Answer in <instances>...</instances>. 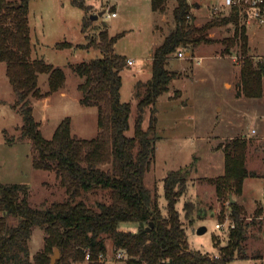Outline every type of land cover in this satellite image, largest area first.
<instances>
[{
	"label": "trees",
	"instance_id": "trees-1",
	"mask_svg": "<svg viewBox=\"0 0 264 264\" xmlns=\"http://www.w3.org/2000/svg\"><path fill=\"white\" fill-rule=\"evenodd\" d=\"M29 0L11 3L0 0V62L6 64V74L15 94L13 107L23 119L19 127L20 140L31 143L32 166L35 170L54 172L64 187L68 200L53 202L45 208L32 207L28 200L26 184L0 182V264H50V256L59 249L60 262H82L89 253L88 264H103L99 256L106 255V238L113 241V251H125L126 264H229L236 256L243 258L242 243L246 239L247 224L241 220L242 207L232 197L228 198L231 219L235 227L229 231L228 243L219 247L215 257L190 250L186 233L176 209L178 198L185 187L186 172L173 171L164 178V196L167 216L158 208V200L144 183L156 149L155 104L169 92V85L178 74L167 66L178 57L182 49L191 51L202 43L214 42L208 30L216 25L235 23L234 37L224 41L227 49L238 44L243 59L237 97L260 99L263 96L264 60L255 62L248 55V36L242 25L237 26L239 12L231 9L228 17L206 22L198 27L192 22L191 6L187 0H175L172 10L174 26L154 49L151 59L152 75L143 86L145 93L137 102L138 115L130 128L131 103L121 101V72L127 59L115 51V44L123 33L110 35L105 23L96 25L98 37H88L86 45L58 43L57 48H96L102 57L71 65L80 78L79 103L96 106L99 131L94 138L82 139L71 134V119L64 118L55 128L53 136L46 139L39 122L33 116L31 99L61 90L66 82L62 68L43 59L30 60L31 40L28 26ZM168 0H150L151 9L166 11ZM72 4L86 12L84 0ZM93 21L86 19L82 32L87 33ZM98 26V27H97ZM46 74L48 91L39 87V75ZM141 84L137 82L136 87ZM151 106L149 125L143 128V114ZM8 144L17 140L6 137ZM247 141L245 137L231 139L223 146L224 174L212 182L219 196L240 195L246 178L258 176L246 167ZM108 191L110 201L99 202L96 207L73 200L82 193ZM193 205L185 204L189 217ZM16 220L8 224V218ZM123 223L138 224L137 231H123ZM152 223V226L150 224ZM44 231L42 250L31 256L29 241L33 229ZM147 227L150 230L147 231Z\"/></svg>",
	"mask_w": 264,
	"mask_h": 264
},
{
	"label": "rangeland",
	"instance_id": "rangeland-1",
	"mask_svg": "<svg viewBox=\"0 0 264 264\" xmlns=\"http://www.w3.org/2000/svg\"><path fill=\"white\" fill-rule=\"evenodd\" d=\"M19 4L21 0H6ZM223 0H187L194 25L200 27L208 21L228 17L231 10L220 9L215 14L213 7ZM88 11L72 4V0H29L27 16L29 20L31 55L30 60L43 59L46 63L60 67L66 75L63 87L69 98L53 93L50 106L43 109V103L34 104L33 115L40 122V129L46 139L53 136L57 125L66 117L71 119V134L82 139L94 138L98 131L96 106H83L78 83L80 78L71 65L102 57L96 48H57L58 43L71 42L86 45L82 34L84 21L90 14H97L110 4H117L118 17L107 18L109 10L93 21L87 28L88 37H98L96 25L105 23L108 33H123L115 44V50L133 61L121 72V101L131 103L130 128L126 132L133 135V126L138 115L137 102L145 93L143 84L152 75L151 59L153 47L160 44L173 28L172 10L175 0H168L166 11L154 15L150 0H84ZM199 4V7H196ZM244 26L248 36V55L255 62L264 60V26L247 24L240 12L237 26ZM97 26V27H98ZM235 23L216 25L208 30V38L214 42L202 43L184 58L174 57L168 68L178 74L169 85V92L161 95L155 104L156 149L150 169L145 174L144 183L157 197L158 208L167 216L163 180L173 171L186 172L185 187L178 198L176 209L186 233L190 250H198L203 255L215 257L219 247L228 243L229 232L215 227L231 219L228 198L242 207L241 220L248 225L246 239L242 243L243 258L238 256L229 264H264V95L260 99L237 97L240 69L243 56L238 44L227 49L224 41L233 39ZM200 59V61H199ZM46 74L39 75L41 91L48 89ZM137 82H140L136 87ZM264 94V83H263ZM15 94L6 74V64L0 62V182L2 184H26L29 186L28 200L32 207L45 208L53 202L68 200V195L55 173L35 170L32 166L31 143L20 140L19 127L23 124L21 114L13 107ZM151 106L143 114V128L149 125ZM254 130V133L252 132ZM6 137L17 140L8 144ZM245 137L247 141L246 167L258 176L248 177L240 195L226 192L219 196L216 177L224 174L223 146L231 139ZM229 196V197H227ZM84 201L90 207L99 202L108 203V191L82 193L73 203ZM193 205L189 217L185 204ZM261 217V218H260ZM232 221V219H231ZM16 220L8 218V224ZM206 227L199 234L197 229ZM138 224L123 223L120 230L137 231ZM44 231L33 229L29 241L31 256L42 250ZM106 238V255L103 264H126L128 256L115 258L113 241ZM60 259V257H59ZM58 259V260H59ZM59 264H67L60 262ZM73 264H88L82 262Z\"/></svg>",
	"mask_w": 264,
	"mask_h": 264
},
{
	"label": "built area",
	"instance_id": "built-area-1",
	"mask_svg": "<svg viewBox=\"0 0 264 264\" xmlns=\"http://www.w3.org/2000/svg\"><path fill=\"white\" fill-rule=\"evenodd\" d=\"M220 9H237V11L244 14L247 24H256L257 26H264V0H223L220 4L215 5L213 7V11L215 14H218ZM116 13H108L107 18L115 17ZM179 58L185 57V52L180 50L177 53ZM200 61V59H199ZM128 65L132 64V61L129 60ZM254 133V130L252 131ZM218 229L227 230L228 232L235 227V224L231 221L230 218H227L225 223H216L215 225ZM125 256V251L118 250L115 252V258L121 259ZM100 260L103 261L104 257L102 255L99 256ZM85 260H90L89 253H86Z\"/></svg>",
	"mask_w": 264,
	"mask_h": 264
},
{
	"label": "crops",
	"instance_id": "crops-1",
	"mask_svg": "<svg viewBox=\"0 0 264 264\" xmlns=\"http://www.w3.org/2000/svg\"><path fill=\"white\" fill-rule=\"evenodd\" d=\"M117 6H118V3L116 4H110V5H108V7L105 9V11L106 10H109V13H112V12H115L116 13V16H115V18L116 17H118L119 15H118V12H117ZM175 7V6H174ZM196 7H199V4H198V6H196ZM150 9H151V4H150ZM151 11H152V9H151ZM152 13L154 14V15H160V13H157V12H154V11H152ZM113 18V17H112ZM28 26H29V20H28ZM257 26V25H256ZM257 27H259V26H257ZM29 31H30V29H29ZM82 31V30H81ZM122 33V32H121ZM82 34H83V36L85 37V39H86V34L87 33H83L82 32ZM110 34V33H109ZM111 35V34H110ZM69 43H71V42H69ZM73 44V43H72ZM159 45V44H158ZM158 45H156L155 47H153V49H152V51L150 52V54H149V57H150V59L152 58V54H153V51H154V49L158 46ZM116 51V50H115ZM117 52V51H116ZM117 53H119V52H117ZM120 54V53H119ZM186 54H189L188 52H185V55ZM191 54V53H190ZM126 57V56H125ZM127 59V62L129 61V60H131V59H129V58H126ZM132 61V60H131ZM132 64H133V61H132ZM131 64V65H132ZM48 91V89L47 90H45V91H42V92H47ZM53 93H59V96L61 97V98H64V99H67V98H69L70 97V95H68V93L65 91V90H63V88L61 89V90H59V91H57V92H53ZM53 93H50V94H45V96L43 97V98H40V99H37V100H35V101H33V103L34 104H39L40 102H42L43 103V105H42V107H43V109H46V108H48L49 106H50V101H51V96H52V94ZM121 94V93H120ZM264 95V94H263ZM75 100H77V101H79V98L78 97H76L75 98ZM32 108H33V106H32ZM34 116V115H33ZM35 118V117H34ZM37 121V120H36ZM37 122H39V121H37ZM39 124H40V122H39ZM41 125V124H40ZM260 209H261V211H264V208L263 207H260ZM261 218V217H260Z\"/></svg>",
	"mask_w": 264,
	"mask_h": 264
},
{
	"label": "water",
	"instance_id": "water-1",
	"mask_svg": "<svg viewBox=\"0 0 264 264\" xmlns=\"http://www.w3.org/2000/svg\"><path fill=\"white\" fill-rule=\"evenodd\" d=\"M19 4H16V7H18ZM196 6H198V4H196ZM105 13V11H100L97 14H90L89 18L92 21H96L99 19V17H101L103 14ZM150 226H152V223L150 224ZM150 230V227H147V231ZM206 231V227L205 226H201L197 229V233L201 234L203 232ZM60 257V252L59 249H55L53 254L50 256V264H56V261L59 259Z\"/></svg>",
	"mask_w": 264,
	"mask_h": 264
}]
</instances>
